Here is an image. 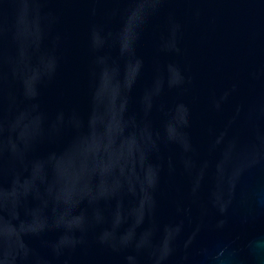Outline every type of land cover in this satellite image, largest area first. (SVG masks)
I'll return each mask as SVG.
<instances>
[{"label": "water", "instance_id": "95a60500", "mask_svg": "<svg viewBox=\"0 0 264 264\" xmlns=\"http://www.w3.org/2000/svg\"><path fill=\"white\" fill-rule=\"evenodd\" d=\"M0 264H264V0H0Z\"/></svg>", "mask_w": 264, "mask_h": 264}]
</instances>
